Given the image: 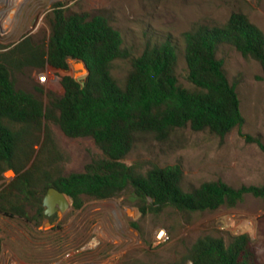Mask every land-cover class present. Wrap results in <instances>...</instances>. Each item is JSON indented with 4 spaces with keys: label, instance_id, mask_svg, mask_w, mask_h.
I'll list each match as a JSON object with an SVG mask.
<instances>
[{
    "label": "trees",
    "instance_id": "1",
    "mask_svg": "<svg viewBox=\"0 0 264 264\" xmlns=\"http://www.w3.org/2000/svg\"><path fill=\"white\" fill-rule=\"evenodd\" d=\"M61 6L56 4L48 17L46 48L26 37L12 50L0 52V179L6 169L16 173L0 190L1 213L34 219L28 216V201L51 186L65 193L74 208H80L86 197L110 199L129 190L141 214L158 213L167 206L183 212L211 211L234 207L246 194L264 197V185L233 187L222 180L205 181L186 191L179 164L153 165L141 172L136 163L123 160L139 134L164 140L171 130L189 125L193 131L208 130L224 138L243 124L236 87L216 49L228 44L255 59L264 80V32L245 13L232 11L223 25L196 24L181 34L191 88L178 83L180 48L170 39L147 44L132 57L131 70L120 87L111 74L112 63L129 54L119 30L103 15L67 14ZM71 60L84 64L83 77L74 76ZM22 65L46 66L62 94L50 91L44 106L33 93L17 88L12 71ZM43 120L56 124L68 137L92 138L103 156L92 159L82 172L61 174L52 169L61 155L46 127L38 156L23 170L33 145L40 141ZM253 141L264 148L259 138ZM43 216L39 210L37 218ZM187 260L191 264H262L246 233L231 236L227 243L213 235L199 237Z\"/></svg>",
    "mask_w": 264,
    "mask_h": 264
},
{
    "label": "rangeland",
    "instance_id": "2",
    "mask_svg": "<svg viewBox=\"0 0 264 264\" xmlns=\"http://www.w3.org/2000/svg\"><path fill=\"white\" fill-rule=\"evenodd\" d=\"M58 3L67 14L103 15L119 30L129 54L112 63L111 74L120 87L125 85L132 57L140 55L147 44L170 39L180 48L178 83L191 88L181 34L196 24L220 26L232 11H241L264 32V0H0V52L12 50L26 37L33 45L46 48L48 17ZM216 56L236 87L243 124L224 138L208 130L193 131L189 125L171 130L164 140L139 134L123 159L127 164L136 163L141 172L153 165L179 164L186 191L213 180L233 187L264 185V148L253 141L259 138L264 146L261 65L228 44H219ZM78 63L71 61L74 74L81 70ZM12 77L17 88L33 93L44 106L50 91L62 94L46 66L22 65L13 69ZM46 127L61 155L52 169L61 174L82 172L92 159L103 156L92 138L68 137L56 124L43 120L40 141L33 145L23 170L38 156ZM8 170L12 169L2 173L0 190L16 176L15 172L5 175ZM45 192L28 201V216L34 219L0 212V264H191L187 255L199 237L213 235L227 243L242 233L250 236L257 260L264 264V197L246 194L234 207L224 205L211 211L183 212L167 206L158 213L141 214L127 190L116 198L86 197L80 208H74L68 198L70 205L60 215L37 218L39 210L44 213ZM160 229L167 235L164 241L155 237Z\"/></svg>",
    "mask_w": 264,
    "mask_h": 264
},
{
    "label": "water",
    "instance_id": "3",
    "mask_svg": "<svg viewBox=\"0 0 264 264\" xmlns=\"http://www.w3.org/2000/svg\"><path fill=\"white\" fill-rule=\"evenodd\" d=\"M78 65L81 68V70L74 74L76 78L80 75H85L87 73V70L81 61H79ZM74 68L77 69L78 66L75 65ZM10 174L14 175V171L8 170L7 172H5V175L7 176ZM42 205L45 207L44 208L45 215L50 216L53 215L54 213L60 215L69 207L70 202L68 200V196L65 193L51 186L46 190L43 196Z\"/></svg>",
    "mask_w": 264,
    "mask_h": 264
},
{
    "label": "built area",
    "instance_id": "4",
    "mask_svg": "<svg viewBox=\"0 0 264 264\" xmlns=\"http://www.w3.org/2000/svg\"><path fill=\"white\" fill-rule=\"evenodd\" d=\"M155 237L158 241H164L167 239V235L165 234L163 229H160L156 232Z\"/></svg>",
    "mask_w": 264,
    "mask_h": 264
}]
</instances>
